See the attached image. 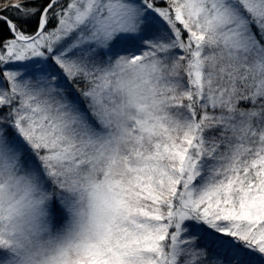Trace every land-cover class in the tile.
Returning a JSON list of instances; mask_svg holds the SVG:
<instances>
[{
	"label": "snow or ice",
	"instance_id": "snow-or-ice-1",
	"mask_svg": "<svg viewBox=\"0 0 264 264\" xmlns=\"http://www.w3.org/2000/svg\"><path fill=\"white\" fill-rule=\"evenodd\" d=\"M159 2L70 0L51 11L58 3L51 0L41 12L35 0H14L0 8H11L16 16L0 15V25L15 37L0 43V68L6 69L3 78L10 87H0V106L8 107L0 111V157L19 158L40 171L34 153L51 164L52 177L57 168L77 161L87 167L92 161L81 157L90 151L102 159L110 144L113 103L111 87L103 81L129 58L183 50L190 58L178 60H187L189 87L179 91L180 72L170 78L179 94L171 108L186 107L189 130L150 145L147 156L131 158L143 161L126 190L131 198L114 203L112 221L81 247L77 264H264V132L254 156L243 143L249 133L256 136L253 117L264 112V103L259 110L240 108L242 101H264V79L258 78L264 74V0H168V7ZM32 20L36 30L25 34L19 22ZM170 36L174 39L163 42ZM209 38L229 61L243 62L238 72L230 63L206 72L201 56ZM141 48L151 50L135 54ZM253 67L258 74H249ZM74 83L86 87L73 92ZM198 104L205 111L197 119ZM215 128L221 129V139L206 141L205 131ZM65 203L54 193L55 225L65 219Z\"/></svg>",
	"mask_w": 264,
	"mask_h": 264
},
{
	"label": "clouds",
	"instance_id": "clouds-1",
	"mask_svg": "<svg viewBox=\"0 0 264 264\" xmlns=\"http://www.w3.org/2000/svg\"><path fill=\"white\" fill-rule=\"evenodd\" d=\"M201 63L209 74L227 63L237 72L243 66L241 60L229 61L222 48L212 46L211 38ZM183 67L177 59L149 56L129 58L114 69L112 77L103 81L113 93L108 106L110 144L102 159L92 151L81 157L92 161L87 167H78L77 161L57 168L52 177L48 161L37 171L19 158L12 162L0 157V251L5 252L0 264H77L81 247L112 221L114 203L131 198L126 190L136 164L143 162L131 158L147 156L150 145L169 142L189 130L188 119L171 108L179 94L170 78ZM249 74L258 73L253 67ZM258 78L264 79V74ZM54 193L66 200L60 225L53 223L50 213Z\"/></svg>",
	"mask_w": 264,
	"mask_h": 264
},
{
	"label": "trees",
	"instance_id": "trees-1",
	"mask_svg": "<svg viewBox=\"0 0 264 264\" xmlns=\"http://www.w3.org/2000/svg\"><path fill=\"white\" fill-rule=\"evenodd\" d=\"M14 0H0V8H3L4 5L6 4H11L13 3ZM51 0H35V3L37 5L40 6V11L42 12L43 7H45L47 5V3H50ZM70 0H58L57 5L54 7V9H52L51 11H55L61 7H66L67 3H69ZM159 5L163 6V7H168V1L167 0H160ZM0 15H5L8 16L9 18L16 20V16L14 15V10L9 8L6 11L0 12ZM173 18H174V13H173ZM38 19V17H37ZM56 24V21L53 20L49 23L48 28L53 27ZM19 26L20 28L25 31V34H34L37 24L35 20H32L28 23H23V22H19ZM177 26L179 28H181L182 31V40L185 43H188V33L186 30H184L182 27V25L179 24V22H177ZM14 35L8 30V28L6 27V25H0V43H2L5 40L8 39H14ZM172 39H174V36H172ZM171 41V40H170ZM169 41V42H170ZM193 49L195 47V45H192ZM164 58H172V59H179V56L184 55L190 58V54L188 53H184L183 50L180 49H169V51L167 53H163L162 54ZM180 63L184 66L181 70H180V76L177 78L179 79L182 87L179 89L180 92L186 91L188 90L189 85L187 84V76L186 73L184 72V68H186L187 66V60L184 61H180ZM1 70V75H2V68H0ZM3 76V75H2ZM86 85L83 83H74L72 85V89L73 92H76V90L78 88H85ZM241 91H243V88H241ZM244 94H248L247 92H245ZM261 97H257V99L255 101L253 100H249L247 102H240V108L241 109H250L255 107L256 110H259L260 106H261ZM18 101V100H16ZM257 102V103H256ZM182 103L184 105L187 104V100L186 98L182 101ZM256 103V104H255ZM255 104V105H254ZM254 105V106H253ZM8 110L7 106H1L0 107V111L6 112ZM174 112H179L181 113L184 117L187 118H191L190 113L187 112L186 107H181V108H174L172 109ZM196 110H197V119L199 118L200 115L203 114V112L205 111V109L201 108L200 105L198 104L196 106ZM207 111H209L210 114H219V110H212V109H207ZM256 125H259L258 129L256 128ZM263 126H264V112H260L258 113V120L255 121V117H253V130H257V134H260L261 132H264L263 130ZM220 131L221 129L219 128H215V129H211V130H206L204 135H205V139L206 141L210 142L212 139H216L217 141H219L220 138ZM249 135H251L249 133ZM240 141H236L235 139L233 140V143H239ZM243 142H247L246 140ZM247 144L252 145V143L247 142ZM221 151L224 150L223 145L221 146ZM207 160V158H206ZM210 163V161H208Z\"/></svg>",
	"mask_w": 264,
	"mask_h": 264
},
{
	"label": "rangeland",
	"instance_id": "rangeland-1",
	"mask_svg": "<svg viewBox=\"0 0 264 264\" xmlns=\"http://www.w3.org/2000/svg\"><path fill=\"white\" fill-rule=\"evenodd\" d=\"M167 1H168V0H167ZM158 6H161V5H158ZM161 7H163V6H161ZM182 28H183V27H182ZM171 39H172V36H170L167 40H165V41H163V42H169ZM145 50H149V51H150L151 49H148V48H141V49H138L137 52H136L135 54H142V52L145 51ZM121 54H126V53H118V54H117V57H118V55H121ZM158 55L163 57L162 54H158ZM117 57H112L113 61H114ZM104 59L106 60L107 58L105 57ZM262 59H264V58H262ZM5 70H6L5 68H2V75H3V71H5ZM2 75H1V70H0V82H2V83H0V87H3V88H5L6 90L10 91V87H9L8 84L4 81V78H3ZM17 100H18V101H14V102H13V106H14V107H16V106L19 105V98H17ZM0 107H1V106H0ZM256 120H258V114H257V116L255 117V121H256ZM258 127H259V125H256V128H257V129H258ZM263 130H264V126H263ZM254 131L256 132V136H251V135H249V138L246 140L247 142L252 143V145L247 144V142H243L245 147H250V148L253 149V156H254V154H255V150L258 149V148L260 147V141H259V135H260V134H257V130H254ZM250 134H251V133H250ZM43 154H44V152H43V150H42V151H41V155H43ZM31 155H32V157H33V159H34V162H35L37 165H39V166L41 167V166H42V163L39 161V158L36 157L34 153H31ZM250 159H251V157H250Z\"/></svg>",
	"mask_w": 264,
	"mask_h": 264
}]
</instances>
